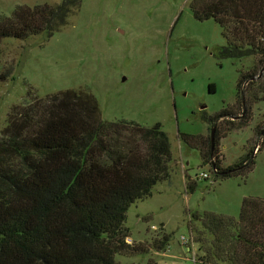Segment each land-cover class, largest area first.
<instances>
[{"label":"rangeland","instance_id":"obj_1","mask_svg":"<svg viewBox=\"0 0 264 264\" xmlns=\"http://www.w3.org/2000/svg\"><path fill=\"white\" fill-rule=\"evenodd\" d=\"M61 1L0 0V18L18 5ZM191 1L80 0L52 36L0 39V133L15 105L73 89L93 94L105 120L161 123L168 134L170 178L131 204L125 226L130 243L153 245L165 232L171 238L165 250L118 255V264H213L200 259L213 235L193 214L238 219L245 197H264V147L255 150L264 145V77L237 89L241 72L259 69L261 58L221 57L222 27L213 18H196ZM227 107L231 116L204 118ZM212 130L224 167L244 165L242 157L254 147L248 175L197 177L213 171L210 162L180 134L205 138ZM194 181L191 191L188 183Z\"/></svg>","mask_w":264,"mask_h":264},{"label":"trees","instance_id":"obj_2","mask_svg":"<svg viewBox=\"0 0 264 264\" xmlns=\"http://www.w3.org/2000/svg\"><path fill=\"white\" fill-rule=\"evenodd\" d=\"M79 1L18 5L0 18V39L52 36ZM190 6L196 18H213L222 27L221 57L260 56L259 69L241 72L239 91L244 81L264 77V70L257 77L264 65V0H192ZM231 114L227 107L204 118L211 122ZM180 137L213 162L216 178L248 175L253 168L254 147L242 157L244 165L224 167L217 133L214 142L211 135ZM171 156L161 123L105 120L97 99L85 90L15 105L0 133V264H118V255L165 250L170 234L153 245L129 243L125 221L131 204L170 178ZM188 188L195 190L196 182ZM193 216L213 235L201 261L264 264V197H245L238 219L212 212Z\"/></svg>","mask_w":264,"mask_h":264},{"label":"built area","instance_id":"obj_3","mask_svg":"<svg viewBox=\"0 0 264 264\" xmlns=\"http://www.w3.org/2000/svg\"><path fill=\"white\" fill-rule=\"evenodd\" d=\"M259 146L257 145L256 146V148H255V150L258 148ZM214 164H213V162L212 161H210V167L212 168V170L214 171V166H213ZM213 171H210V172H205V171H203V172H201V173H199V175L197 176L198 178H200V177H203V178H209V177H211L212 176V174H214L213 173ZM127 241L130 243L131 242V240H130V238L129 237H127ZM188 242V238H186L185 236H182V243H187ZM194 254V260L196 259L195 258V253H193Z\"/></svg>","mask_w":264,"mask_h":264},{"label":"water","instance_id":"obj_4","mask_svg":"<svg viewBox=\"0 0 264 264\" xmlns=\"http://www.w3.org/2000/svg\"><path fill=\"white\" fill-rule=\"evenodd\" d=\"M263 70H264V65H263V69L261 70L260 74L257 77H260L262 75ZM123 79H125V77H123ZM211 137H212V142H214V130H212Z\"/></svg>","mask_w":264,"mask_h":264}]
</instances>
